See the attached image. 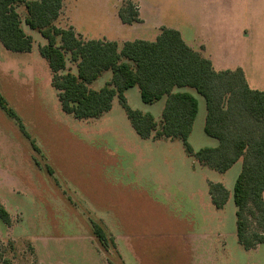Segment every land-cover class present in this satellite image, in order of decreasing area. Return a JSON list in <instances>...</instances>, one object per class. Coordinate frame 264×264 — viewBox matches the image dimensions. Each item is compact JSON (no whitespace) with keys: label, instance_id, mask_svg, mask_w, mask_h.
<instances>
[{"label":"rangeland","instance_id":"374dc122","mask_svg":"<svg viewBox=\"0 0 264 264\" xmlns=\"http://www.w3.org/2000/svg\"><path fill=\"white\" fill-rule=\"evenodd\" d=\"M125 1L64 0L56 25L119 42L153 40L159 25L175 28L187 44L204 42L197 47L216 69L240 66L251 87L264 90V0H130L136 28L112 27ZM16 9L32 48L12 52L0 43V94L39 152L0 109V204L10 216L9 224L0 220V264H264V243L246 250L236 237L232 192L241 159L219 173L186 154L180 140L140 138L117 97L95 119L65 113L39 53L46 40L24 23L25 7ZM67 71L76 73L68 54L59 73ZM110 78L105 71L90 87ZM179 90L198 102L189 144L216 146L203 130L204 98ZM124 94L159 123L165 97L144 103L137 86ZM209 182L227 189L222 208L211 203ZM93 222L106 231V247L92 234Z\"/></svg>","mask_w":264,"mask_h":264},{"label":"trees","instance_id":"16d2710c","mask_svg":"<svg viewBox=\"0 0 264 264\" xmlns=\"http://www.w3.org/2000/svg\"><path fill=\"white\" fill-rule=\"evenodd\" d=\"M63 0H0V43L12 52H29L32 39L22 27L17 4L26 9L24 23L46 40L39 46L52 76L60 108L79 120L95 119L110 110L117 97L135 131L143 139L180 140L186 154L203 166L223 173L241 159L242 167L233 187L235 231L246 250L264 243V90L252 88L240 66L216 69L211 60L190 47L177 29L161 26L153 40L132 39L122 43L106 39H85L72 26L56 25ZM124 24L138 22L137 6L130 0L118 8ZM66 54L76 64L67 71ZM111 78L99 89L90 84L103 72ZM137 86L144 103L165 97L159 123L149 112L131 108L125 91ZM190 87L205 100L204 132L217 139L216 146L194 150L188 142L198 112ZM0 109L14 119L18 131L39 152L20 118L0 94ZM39 165L38 161L35 160ZM50 171V169H48ZM208 195L222 208L228 191L220 182H209ZM0 220L10 216L0 204ZM92 234L106 247L109 237L98 222ZM111 243L113 239H110ZM113 244V243H112Z\"/></svg>","mask_w":264,"mask_h":264},{"label":"crops","instance_id":"0c3cea01","mask_svg":"<svg viewBox=\"0 0 264 264\" xmlns=\"http://www.w3.org/2000/svg\"><path fill=\"white\" fill-rule=\"evenodd\" d=\"M63 4H64V0H63V2H62V8H63ZM62 8H61V10H62ZM60 14H61V12H60ZM115 16L117 17L118 16V14H117V11H115ZM119 17V16H118ZM118 17H117V19H116V21H112L111 23L109 22V24H111L112 25V27L116 24V26H132L133 28H136V26H137V24H135L134 22L133 23H131V24H124V23H122L121 21H120V18L118 19ZM114 20V19H113ZM111 21V20H110ZM144 25H147L146 23H144ZM70 26H72L73 27V25H70ZM163 26V25H162ZM159 27V29H160V27H161V25H159L158 26ZM165 27H167V26H165ZM171 28V27H170ZM159 29H158V31H159ZM175 29V28H174ZM179 31V30H178ZM158 33V32H157ZM157 35V34H156ZM156 35H155V37H156ZM100 37H102V36H92L90 39H106V40H114V41H117L118 43H122V42H124V41H127V40H121L120 42L116 39V38H108V37H102V38H100ZM126 39V38H125ZM134 39H136V38H134ZM138 39H141V38H138ZM146 40V39H145ZM184 40V39H183ZM193 41V45H190V44H188L190 47H192L193 49H195V50H197V51H199L203 56H205V57H207V58H209L210 60H211V62H212V64L214 65L215 63H214V60L211 58V56H210V54L209 53H207V54H205L204 52H202L201 50H199L198 49V45H200V44H202L203 43V45L205 46V48H206V45H205V43L204 42H202V41H200L199 39H195V40H192ZM195 42V43H194ZM196 47V48H195ZM204 53V54H203ZM215 68H216V66H214ZM244 73H245V71H244ZM245 76H246V79H247V81H248V84H249V79H248V77H247V75H246V73H245ZM250 85V84H249ZM251 86V85H250ZM253 88V87H252ZM263 195H264V193H263ZM257 247V246H256ZM255 247V248H256Z\"/></svg>","mask_w":264,"mask_h":264}]
</instances>
